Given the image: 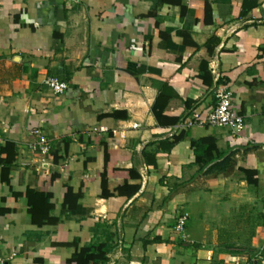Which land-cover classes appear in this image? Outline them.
<instances>
[{"label": "crops", "instance_id": "obj_1", "mask_svg": "<svg viewBox=\"0 0 264 264\" xmlns=\"http://www.w3.org/2000/svg\"><path fill=\"white\" fill-rule=\"evenodd\" d=\"M220 89L240 136L175 127ZM0 138L8 264H67L94 238L105 264H239L231 245L264 238V0H0Z\"/></svg>", "mask_w": 264, "mask_h": 264}, {"label": "built area", "instance_id": "obj_2", "mask_svg": "<svg viewBox=\"0 0 264 264\" xmlns=\"http://www.w3.org/2000/svg\"><path fill=\"white\" fill-rule=\"evenodd\" d=\"M70 4H75L77 0H65ZM43 85L53 94L60 95L67 89V83L55 77H46L43 80ZM138 125L133 124L132 128ZM203 126L207 128H219L229 131L232 137L240 136L244 128L243 117L234 109L231 95L228 91L223 89L215 93V102L206 111L205 115L192 114L176 124L179 130H187L191 127ZM109 129L104 126H98L91 129V133L100 134L107 133ZM31 141L27 148L32 153H38L42 156L48 154L50 150V143L48 138L39 129H32L28 133ZM1 143V138H0ZM188 220V215L182 213L177 217L174 225L176 232H181ZM0 264H8L7 259L0 255Z\"/></svg>", "mask_w": 264, "mask_h": 264}, {"label": "trees", "instance_id": "obj_3", "mask_svg": "<svg viewBox=\"0 0 264 264\" xmlns=\"http://www.w3.org/2000/svg\"><path fill=\"white\" fill-rule=\"evenodd\" d=\"M169 121L171 123L176 122V120L174 119ZM180 138L181 136L175 137L172 141V144L178 142ZM104 164H107V159L104 160ZM131 189L133 192H136L137 188L131 187ZM101 191H102V196L104 197H108L111 195V193H109L106 189L105 176L103 174L101 180ZM116 191L118 193L120 192L119 189H117ZM78 196H79L78 194L73 195L70 190H67L65 194L64 202L68 203L70 207H73ZM72 246L74 247V252L68 259H66L67 264H105L108 261L107 255L110 252L111 248L113 247L112 243H110L109 241H102L99 240L98 238H94L86 246L77 247L76 242H73ZM260 256L264 257V246L260 252Z\"/></svg>", "mask_w": 264, "mask_h": 264}, {"label": "rangeland", "instance_id": "obj_4", "mask_svg": "<svg viewBox=\"0 0 264 264\" xmlns=\"http://www.w3.org/2000/svg\"><path fill=\"white\" fill-rule=\"evenodd\" d=\"M255 236L254 230L252 229V237ZM262 239V240H261ZM257 240H251L239 242L235 245H231V249L237 253L240 254V262L239 264H252V263H259L264 264V257L260 256V252L264 246V238Z\"/></svg>", "mask_w": 264, "mask_h": 264}]
</instances>
